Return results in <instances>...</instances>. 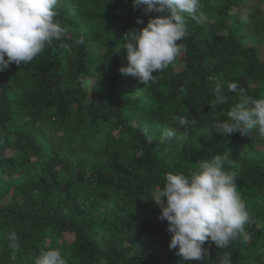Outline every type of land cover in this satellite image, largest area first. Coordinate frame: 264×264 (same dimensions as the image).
I'll list each match as a JSON object with an SVG mask.
<instances>
[{
    "label": "trees",
    "instance_id": "trees-1",
    "mask_svg": "<svg viewBox=\"0 0 264 264\" xmlns=\"http://www.w3.org/2000/svg\"><path fill=\"white\" fill-rule=\"evenodd\" d=\"M201 2L208 22L188 18L186 50L149 85L118 71L121 36L158 15L132 0H61L62 38L0 72V264H34L49 248L68 264H203L168 248L167 222L148 198L167 172L224 152L250 214L248 239L223 250L206 241L209 264L222 252L232 264H264V139L208 129L234 103L214 104L210 77L264 96V0ZM185 115L197 124L180 127ZM169 126L185 138L161 142Z\"/></svg>",
    "mask_w": 264,
    "mask_h": 264
},
{
    "label": "clouds",
    "instance_id": "clouds-1",
    "mask_svg": "<svg viewBox=\"0 0 264 264\" xmlns=\"http://www.w3.org/2000/svg\"><path fill=\"white\" fill-rule=\"evenodd\" d=\"M61 0H0V72L11 65L32 62L47 46L60 40L64 29L54 18ZM132 6L147 13H156L145 24L141 18L121 37L126 50V65L118 71L137 78L145 86L156 75L172 65L186 50L182 43L188 35V18L200 24L208 22L201 0H132ZM246 19V16L243 17ZM84 43V36L75 41ZM214 104L224 105L234 100L225 119L214 118L208 129L227 138L238 133L251 138L255 133L264 139V96L247 94L239 81H224L210 77ZM197 121L190 115L180 120V127L190 128ZM148 134L149 129L144 128ZM186 132L177 127H165L161 142L183 140ZM229 154L212 155L196 162L188 173L169 171L162 186L150 198L159 208L157 219L166 221L170 234L168 248L175 249L183 261H202L209 264L206 241L211 240L223 250L239 237L248 236L245 225L250 214L238 190V172L233 169ZM147 200V199H146ZM6 239L9 247H19L20 237L11 231ZM34 264H68L59 248L42 249ZM215 264H232L231 252H222Z\"/></svg>",
    "mask_w": 264,
    "mask_h": 264
},
{
    "label": "rangeland",
    "instance_id": "rangeland-1",
    "mask_svg": "<svg viewBox=\"0 0 264 264\" xmlns=\"http://www.w3.org/2000/svg\"><path fill=\"white\" fill-rule=\"evenodd\" d=\"M90 83V82H89Z\"/></svg>",
    "mask_w": 264,
    "mask_h": 264
}]
</instances>
